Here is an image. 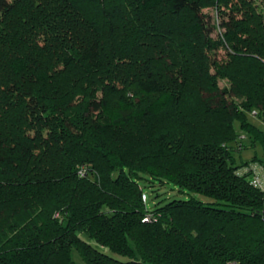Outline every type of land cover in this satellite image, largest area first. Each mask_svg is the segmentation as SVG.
Masks as SVG:
<instances>
[{"label": "trees", "instance_id": "16d2710c", "mask_svg": "<svg viewBox=\"0 0 264 264\" xmlns=\"http://www.w3.org/2000/svg\"><path fill=\"white\" fill-rule=\"evenodd\" d=\"M0 12V264H264V0Z\"/></svg>", "mask_w": 264, "mask_h": 264}, {"label": "rangeland", "instance_id": "374dc122", "mask_svg": "<svg viewBox=\"0 0 264 264\" xmlns=\"http://www.w3.org/2000/svg\"><path fill=\"white\" fill-rule=\"evenodd\" d=\"M9 1H12V0H9ZM204 11L210 14V22L213 23L216 20H219L216 22H218L219 24L221 23L222 18L218 19V13L215 8H205ZM218 32H221V29L219 31V28H218L217 30L213 32V34L217 35ZM218 53H219L218 54L219 57H223L225 54V50L220 49ZM97 109L98 107L95 106L94 110H97ZM249 118L253 123L257 124L260 128L264 130V121L260 119L259 117H257V115H254L253 113H249ZM233 154L237 160V163H240L242 160L251 159L254 155H258L260 158L264 159V152L260 145H258V147L256 148H253V147L246 148L242 150L241 152L234 151ZM141 185L144 188V190L148 193V196H149V200L147 203L148 207H154L155 203L160 200H163L164 202L165 200L167 201L169 198H183L187 196V194L180 192L178 187L171 183H167L165 186H163V188L160 190L161 194L159 196L155 195L153 186L149 185V182L141 181ZM72 256L76 261L83 264L84 261L82 260V258L80 257V255L75 249H73L72 251Z\"/></svg>", "mask_w": 264, "mask_h": 264}, {"label": "built area", "instance_id": "2783aa9c", "mask_svg": "<svg viewBox=\"0 0 264 264\" xmlns=\"http://www.w3.org/2000/svg\"><path fill=\"white\" fill-rule=\"evenodd\" d=\"M256 172H257V171H256ZM80 173H81V174H84V173H85V170H80ZM253 183H254L255 185L260 186L261 188L264 189V178L261 177L259 173L255 174V177H254ZM142 197H143V200H144L145 202H147V200H148L147 194H146V193H143Z\"/></svg>", "mask_w": 264, "mask_h": 264}]
</instances>
